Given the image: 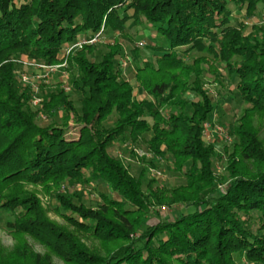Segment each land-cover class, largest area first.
Wrapping results in <instances>:
<instances>
[{"label":"trees","instance_id":"1","mask_svg":"<svg viewBox=\"0 0 264 264\" xmlns=\"http://www.w3.org/2000/svg\"><path fill=\"white\" fill-rule=\"evenodd\" d=\"M18 1L0 0V216L11 217L6 227L72 264H239L234 255L264 264V145L250 120L264 115V24L244 33V23L233 26L228 9L231 2L249 17L258 5L264 8V0ZM143 22L153 30L147 40L153 54L145 60L140 49L131 50L139 95L120 68V49L95 63L85 54L93 52L88 45L67 56L68 71L76 72L70 90L82 96L80 113L63 89L46 93L41 107L31 110L11 60L26 56L53 65L66 58V45L97 35L102 26L126 35ZM190 53L200 54L192 64L186 62ZM209 61L227 64L248 105L232 131L239 159H231L227 180H215L217 153L202 137L204 123L218 107L201 88L198 68ZM192 93L196 100L189 113ZM59 112L62 125H37L38 118L53 121ZM69 113L79 128L71 140L65 138ZM126 137L156 156H172L185 179L181 190L194 196L184 204L192 212L141 228L158 199L154 182L147 181L143 190L140 179L110 155ZM237 160L251 163L254 171L243 164L238 169ZM65 182L90 191L101 183L108 191H98L102 203L96 211L75 205V195H57L58 214L83 234L125 245L106 258L89 254L49 222L35 196L22 187ZM217 182L226 183L223 190Z\"/></svg>","mask_w":264,"mask_h":264},{"label":"rangeland","instance_id":"2","mask_svg":"<svg viewBox=\"0 0 264 264\" xmlns=\"http://www.w3.org/2000/svg\"><path fill=\"white\" fill-rule=\"evenodd\" d=\"M22 2L29 3L27 0H20L17 4ZM228 9L232 13L233 26L238 27L240 23H244L245 31H254L256 27L264 24V8L258 5L254 9V13L249 17L245 16L244 11H240L233 3L228 4ZM102 30L104 32L102 33ZM102 33V35H101ZM153 35V30H147L145 28V22L141 27L131 26L126 35L120 34L117 31L104 29L102 26L99 31V35L95 43L90 44L93 46L92 54L85 51L87 58L91 62L98 63L101 59V55L108 53L114 47L121 52L119 54L120 68L124 77L132 84L134 88V94L139 95L141 90L137 86L134 78V66L131 62L132 49H140V59L151 60L152 52L148 49L147 40H150L149 35ZM80 39V38H79ZM83 39V38H82ZM76 42V41H75ZM73 42V43H75ZM140 42H144V46H140ZM85 46L76 48L69 54L80 52ZM68 54V55H69ZM67 55V56H68ZM67 56L66 58L56 64L48 65L40 62L34 58L21 57L13 62V74L15 75L18 88L25 93H29L28 104L31 106V110L35 111L41 107L44 95L54 89H63L66 94L69 95L74 108L77 113L81 110V98L80 93L70 90L71 79L75 77V71H68L67 68ZM198 53H190L186 62L192 64L193 59L199 57ZM65 62V63H64ZM64 64V65H63ZM45 66H53L54 70L49 71ZM226 63H213L211 61L202 63L198 68L202 74V92L209 98L216 102L217 109L208 117L207 122H214L212 130L215 127L221 128L226 137L222 134H217L212 131L211 139L205 144L212 145L217 157L213 160L212 169L215 180L220 177L228 179L230 173L228 168L233 163L231 159L238 158L239 155L236 152L237 138L232 134L233 129L239 125V120L243 114V110L248 105L241 101L239 92L235 89L237 79L233 76H228L226 71ZM189 105L187 111H192L191 102L196 100L195 94H190L187 98ZM60 112L55 114V118L52 120L41 119L43 116L36 120L37 125L45 126L50 122L52 125H62L60 120ZM251 124L254 130L258 133V138L264 145V115L256 114L251 118ZM75 119L73 114L69 113V120L66 125H69L66 139H76L78 137L79 128L75 126ZM205 141V140H204ZM113 153L110 155L115 156L126 169L129 175L136 179H140L142 183V189L145 190V186L148 182H154L153 191L158 199L157 206L154 205L150 213L144 218L142 229L146 226H155L162 218L164 220H172L174 217L193 211L192 206H185L188 202L194 201L192 193H185L181 188L185 186V179L181 173H178L174 169L173 159L171 155L167 157H160L154 155L147 146L141 143H132L129 139L122 141V143H116L112 148ZM141 153L142 155H139ZM237 168H242L243 164L245 169L252 168L251 163H240L237 160ZM240 166V167H239ZM154 173H159L156 176ZM96 185V186H95ZM224 184L217 182L216 188L219 190L224 189ZM95 190H85L79 183L65 182L58 186L49 184L48 186L23 184V190L27 193L35 196L41 210L44 213L46 219L51 222L57 229L63 230L68 233L69 237L76 240L82 245V248L87 250L91 255L100 258L108 257L113 251L120 246L125 245L126 242L112 241L104 242L96 238H92L82 232L76 230L71 224H69L64 218H62L56 208L57 195H75L73 203L76 205L81 204L84 209L96 211L101 205V201L98 197V191H108L106 186L100 184H94ZM1 203V201H0ZM11 217L3 213L0 216V264H72L67 263L61 257L57 256L53 251L47 248L42 242L35 240L27 234L11 232L6 227V222ZM253 228H255L253 226ZM137 234L134 236V238ZM234 259L239 264H254L248 263L243 257L234 255Z\"/></svg>","mask_w":264,"mask_h":264},{"label":"built area","instance_id":"3","mask_svg":"<svg viewBox=\"0 0 264 264\" xmlns=\"http://www.w3.org/2000/svg\"><path fill=\"white\" fill-rule=\"evenodd\" d=\"M99 35V34H98ZM98 35H95L89 39H78L75 43H72V44H68L65 46V48L63 49V53H64V58L73 50H75L76 48H81L82 46L84 45H90V44H93L96 42L97 40V37ZM140 46H144V42H140L139 44ZM65 63V62H64ZM64 65V64H63ZM49 69V71H52L54 70L53 66H45ZM214 122H206L204 123L203 125V134H202V137H203V140H205V142H208L210 141L211 139V134H212V131L213 132H216L218 135L219 134H222L224 137L223 138H226L225 140H227V137L225 136L226 134L224 133V131L219 128V127H215L213 128V130L211 129L212 126H213ZM225 134V135H224ZM139 155H142L141 153H139ZM156 176H159L160 174L159 173H154Z\"/></svg>","mask_w":264,"mask_h":264}]
</instances>
